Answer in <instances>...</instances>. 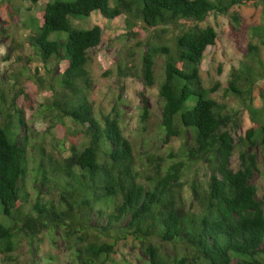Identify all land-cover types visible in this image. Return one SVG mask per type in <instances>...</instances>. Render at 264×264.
<instances>
[{
  "label": "trees",
  "instance_id": "16d2710c",
  "mask_svg": "<svg viewBox=\"0 0 264 264\" xmlns=\"http://www.w3.org/2000/svg\"><path fill=\"white\" fill-rule=\"evenodd\" d=\"M236 5L261 6L264 14V0H49L23 20L30 30L26 41L44 67L59 69L57 89L47 90L48 108L68 134L83 139L59 156L47 152L31 140L24 109L13 105L0 81L3 264H25L16 254L23 241L36 254L46 231H62L74 252L72 264H110L118 240L127 236L142 242L150 264H264V202L254 182L264 154V89L261 105L254 102L264 79L259 44L250 43L226 86L250 113L252 125L243 135L235 138L231 132L237 112L215 99L217 88L206 87L202 77L205 51L219 38L208 20ZM95 12L105 19L124 16L137 37L150 32L138 45L146 48L140 63L133 52L119 62V74L159 88L166 141L182 140L178 160L148 153L141 166L124 133L119 103L97 114L89 64L103 30L79 24ZM232 16L239 25L237 13ZM252 34L264 46V18ZM158 58L163 59L161 74ZM34 91L33 86L23 91L28 106ZM150 116L144 105L141 127ZM236 153L240 166L235 170ZM198 164L207 166L208 178L193 179L188 206L183 179Z\"/></svg>",
  "mask_w": 264,
  "mask_h": 264
},
{
  "label": "rangeland",
  "instance_id": "374dc122",
  "mask_svg": "<svg viewBox=\"0 0 264 264\" xmlns=\"http://www.w3.org/2000/svg\"><path fill=\"white\" fill-rule=\"evenodd\" d=\"M48 1L33 3L0 0V81L6 87L8 96H11L13 105L24 109L31 140L44 146L47 152L59 156L63 151H68L72 143L79 144L83 138L68 134L56 112L48 108L47 90L52 86L57 89L59 69L54 66L55 64H51V71L44 67L35 48L26 41L30 30L23 24V20L43 9ZM234 12L241 20L239 25L232 16ZM263 18L261 6L236 5L229 14L219 16L213 14L208 20V23L216 28L219 38L215 45L209 46L205 51L202 77L206 87L217 88L212 96L221 102H226L234 112H237V124H231V132L235 138L243 135L252 125V121L248 109L226 92V86L232 72L246 59L250 43L259 44L264 60V46L252 34V27L260 24ZM79 24L83 27L100 25L103 30L101 44L90 50L89 68L94 78L91 99L97 114L109 113L115 104L119 103L124 120V133L133 143L141 166L147 162L145 157L148 153H155L170 161L178 160L182 140L173 137L170 141H166L165 131L161 126L159 88L145 87L141 79L123 78L119 74V62H125L133 52L136 62L140 63L146 48L138 45L146 40L150 32L145 30L144 35L137 37L128 28L124 16L105 19L98 12L93 13L90 20ZM162 65L163 59L158 58V74L162 72ZM29 86L35 89L32 106H28L23 94ZM262 89H264V79L258 82L254 91V102L257 105L262 103ZM144 105L151 111L145 128L141 127L140 123ZM66 123H69L68 119ZM239 166V154L236 153L232 158V167L236 170ZM260 167L261 170L255 174L254 182L259 187L258 197L264 202L263 153L260 154ZM194 178L205 181L208 178L207 166L198 164L192 167L183 179L185 182L183 197L188 206L193 202L191 183ZM35 187L34 192H37V186ZM173 251L172 248L169 249L170 254H173ZM16 254L25 264H72L74 258L73 249L65 241L62 231L52 233L46 231L44 243L38 253H33L28 241L24 240ZM113 259L110 264H150L142 242L134 236L121 237L118 240ZM0 264H3L1 254Z\"/></svg>",
  "mask_w": 264,
  "mask_h": 264
}]
</instances>
